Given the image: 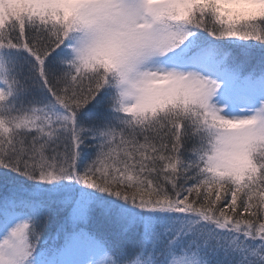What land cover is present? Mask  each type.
I'll list each match as a JSON object with an SVG mask.
<instances>
[{
    "label": "snow or ice",
    "instance_id": "obj_1",
    "mask_svg": "<svg viewBox=\"0 0 264 264\" xmlns=\"http://www.w3.org/2000/svg\"><path fill=\"white\" fill-rule=\"evenodd\" d=\"M0 264H264V0H0Z\"/></svg>",
    "mask_w": 264,
    "mask_h": 264
}]
</instances>
